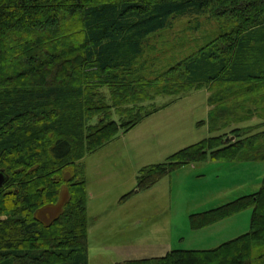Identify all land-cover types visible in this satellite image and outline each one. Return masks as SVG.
Listing matches in <instances>:
<instances>
[{"label":"trees","instance_id":"trees-1","mask_svg":"<svg viewBox=\"0 0 264 264\" xmlns=\"http://www.w3.org/2000/svg\"><path fill=\"white\" fill-rule=\"evenodd\" d=\"M193 14L220 34L148 77L152 38ZM204 87L210 129L222 134L142 169L139 190L208 158L264 161V0H0V170L9 175L0 264H89L82 160L159 110L147 102ZM249 207L250 231L216 248L121 264H264V178L258 192L193 215L192 226Z\"/></svg>","mask_w":264,"mask_h":264},{"label":"rangeland","instance_id":"rangeland-1","mask_svg":"<svg viewBox=\"0 0 264 264\" xmlns=\"http://www.w3.org/2000/svg\"><path fill=\"white\" fill-rule=\"evenodd\" d=\"M219 34L217 22L207 16L174 19L152 38L156 49L150 52L146 75L154 78ZM208 89H193L180 98L158 96L147 102L159 110L82 160L88 196L89 264H121L164 256L174 249H213L250 231L252 207L202 229L193 228L192 216L258 192L264 161L208 158L172 171L150 188H137L145 167L164 163L178 151L222 134L212 133L209 126ZM258 123L259 119H253L238 126ZM62 203L41 215H55Z\"/></svg>","mask_w":264,"mask_h":264},{"label":"water","instance_id":"water-1","mask_svg":"<svg viewBox=\"0 0 264 264\" xmlns=\"http://www.w3.org/2000/svg\"><path fill=\"white\" fill-rule=\"evenodd\" d=\"M9 175L6 173L5 170H0V188H2L8 181Z\"/></svg>","mask_w":264,"mask_h":264},{"label":"crops","instance_id":"crops-1","mask_svg":"<svg viewBox=\"0 0 264 264\" xmlns=\"http://www.w3.org/2000/svg\"><path fill=\"white\" fill-rule=\"evenodd\" d=\"M154 257H159V256H154ZM143 259V258H142Z\"/></svg>","mask_w":264,"mask_h":264}]
</instances>
